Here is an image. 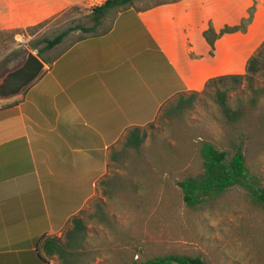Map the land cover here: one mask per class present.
Listing matches in <instances>:
<instances>
[{
    "label": "crops",
    "instance_id": "1",
    "mask_svg": "<svg viewBox=\"0 0 264 264\" xmlns=\"http://www.w3.org/2000/svg\"><path fill=\"white\" fill-rule=\"evenodd\" d=\"M254 2L246 31L217 38L212 50L203 33L238 25L253 0L131 7L94 33L101 19L21 94L0 100V264H56L39 239L70 231L127 131L153 123L169 101L203 92L210 79L245 73L264 42V0ZM80 7L84 0H0V32Z\"/></svg>",
    "mask_w": 264,
    "mask_h": 264
},
{
    "label": "rangeland",
    "instance_id": "2",
    "mask_svg": "<svg viewBox=\"0 0 264 264\" xmlns=\"http://www.w3.org/2000/svg\"><path fill=\"white\" fill-rule=\"evenodd\" d=\"M168 1L171 0H134L131 7L143 9ZM115 15V10H109L94 33L107 29ZM92 26V16L85 6L70 9L36 29L17 34L23 38L0 32V78L23 61L29 45L35 46L32 52L37 54V50L43 48L44 40L73 30L55 49L40 55V60L49 61L76 39L93 33L83 32L78 27ZM20 50L21 54L17 53ZM256 81L264 85V77H257ZM173 102L171 100L169 104ZM261 108H264V101ZM245 130L250 131L252 138L247 152L248 165L259 178L260 186L264 187V127L253 124ZM144 132L143 153L147 162L151 158L155 163L147 172L150 192L145 193L142 189V195H135L126 203L113 196L110 202L99 188L97 196L77 216L84 222L85 247L93 257L91 264H134V260L141 264L150 254L172 250L199 256L207 264H264V214L250 203L242 188L235 187L225 194L213 210L193 214L186 209L176 186L179 176L197 165L195 146L199 141L209 138L219 141L224 135L225 130L210 98L198 97L193 108L183 113L173 131L176 141L170 136L168 123L159 118L145 127ZM123 142L122 138L114 149H119ZM120 168L113 163L107 175L113 169V176H123L126 172ZM99 203L113 220V235L92 218L94 206ZM72 226L70 224L67 231ZM120 237L126 238L125 241ZM135 245L141 252L138 259L132 258Z\"/></svg>",
    "mask_w": 264,
    "mask_h": 264
},
{
    "label": "trees",
    "instance_id": "3",
    "mask_svg": "<svg viewBox=\"0 0 264 264\" xmlns=\"http://www.w3.org/2000/svg\"><path fill=\"white\" fill-rule=\"evenodd\" d=\"M133 1L106 0L97 7H87L92 16L93 26L91 28L78 27V29L86 33L93 32L109 10L113 9L117 14L131 8ZM254 4L253 0V5L247 10V17L241 19L238 25L225 26L219 33H215L213 28L209 26L203 33V37L211 50L217 38L226 34L244 33L246 31L253 18ZM45 22L25 30H14L9 33L15 36L27 30L36 29ZM72 31L69 29L50 40H44V46L37 50L36 56L40 58L43 52L53 50ZM28 49L34 51L36 48L34 45H29ZM21 52L22 50L17 53L21 54ZM18 56L19 54L16 57ZM55 59L56 57L49 61H41L45 65H50ZM257 77H264V42L247 60L243 75H229L210 79L205 84L203 92L179 96L172 104H169V101L161 108L156 117L168 123L171 129L170 136L176 141L177 136L173 132L176 122L183 117L185 111L193 108L198 97L205 96L210 98L215 105L225 130L219 141L210 138L199 141L195 146L197 165L184 171L176 182L182 202L186 209L193 214L213 210L225 194L235 187L242 188L247 193L250 203L261 214H264V187L260 186L259 178L251 172L248 165L247 152L252 138L250 131L245 130L246 126L253 124L264 127V108H261L264 101V85L261 86L257 83ZM259 109L263 111L259 112ZM144 129L138 127L129 129L123 137L124 142L120 148L110 150L108 155L109 166H113L115 163L126 173L123 176H113V169H111L110 174L99 183L101 194L107 201L112 202L113 196H116L126 203V201L133 200L135 195H142V189L145 193L150 192L147 172L155 166V163L151 158L147 162L143 153V146L146 141ZM92 218H95L96 222L102 225L109 234L115 233L113 220L105 210L104 205L99 203V205L94 206ZM72 225V229L64 235L63 239H45L43 236L38 243H42L46 256L55 255L59 264H91L92 254L85 247L84 222L75 218L72 220ZM125 239L120 237L122 241ZM134 251L132 258L137 257L138 259L141 252L136 245ZM39 257L45 260L40 254ZM134 264H138L137 260H134ZM141 264L207 263L199 256L172 250L150 254Z\"/></svg>",
    "mask_w": 264,
    "mask_h": 264
},
{
    "label": "water",
    "instance_id": "4",
    "mask_svg": "<svg viewBox=\"0 0 264 264\" xmlns=\"http://www.w3.org/2000/svg\"><path fill=\"white\" fill-rule=\"evenodd\" d=\"M46 68L36 54L30 50L26 51L23 61L0 78V99H9L21 94L46 71Z\"/></svg>",
    "mask_w": 264,
    "mask_h": 264
},
{
    "label": "built area",
    "instance_id": "5",
    "mask_svg": "<svg viewBox=\"0 0 264 264\" xmlns=\"http://www.w3.org/2000/svg\"><path fill=\"white\" fill-rule=\"evenodd\" d=\"M105 1L106 0H84V4L89 8H93L103 4Z\"/></svg>",
    "mask_w": 264,
    "mask_h": 264
}]
</instances>
